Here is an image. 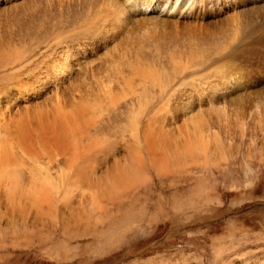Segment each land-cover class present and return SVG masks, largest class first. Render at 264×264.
Returning a JSON list of instances; mask_svg holds the SVG:
<instances>
[{
    "label": "rangeland",
    "instance_id": "1",
    "mask_svg": "<svg viewBox=\"0 0 264 264\" xmlns=\"http://www.w3.org/2000/svg\"><path fill=\"white\" fill-rule=\"evenodd\" d=\"M81 1L74 0L70 3L71 7L67 0H0V120L6 123L0 121V130L8 135L6 137L0 133V148L3 144L11 145L16 159L15 167L11 165L8 167L10 169L5 167V170H16L20 174L21 184H18L20 187L17 186V191L20 195L23 193V196L26 187H48L50 184L46 182L53 183L52 177L60 176L61 173H67L66 180L69 182L64 184L65 187L81 182L71 181L75 171L86 179V185L72 186L70 190L50 187L52 202L49 205L35 204L28 199L21 200V203L16 198L6 201L1 193L2 188L6 187H0V264L264 263V140L260 128L254 126L242 136L241 131L237 130L238 124L234 123L235 129L231 135L233 141L230 145L228 141H224L227 133L222 125L217 124L215 131L224 141L223 144H226L225 149L213 156L209 155L206 167L199 161L188 162V166L180 172H174L175 168L178 169L175 160L174 168L170 166L168 171L155 169L143 138L148 111L158 104V100L162 104L163 99H169L173 105L167 112L169 125L172 119L177 122H173L176 125L183 124L186 116L180 114L178 107L181 103L189 102L187 100L196 102L195 108H200L199 111L213 109L219 102L206 100L213 93V88L207 89L208 85H205V92H197V88H191L198 77H187L178 80L180 82L175 80V77L182 78L178 76H181L183 70L180 60L185 59L184 52L189 51L184 47L195 41L198 43V38L208 34L207 31L211 33L216 30V26L217 29L222 27L238 17L237 11L246 10L250 5L225 3L221 0L202 5L201 0H192L194 5L189 9V1L186 0L182 11L178 9L172 16L174 20L161 23L158 21L160 17H150L149 23L144 27L147 25L153 28V32L148 31L150 34H146L145 28L139 27L142 23H137L141 19L134 18L127 28H111L109 33L100 25L94 27V24H90L86 28L84 21L88 19V14L91 16L90 21L95 20L97 10L94 14L92 9V13L84 10L85 3L84 0ZM117 1L121 4L123 0ZM156 1L158 0L144 2L148 5L145 12L149 7H152V12H141L133 16H148L152 13L159 15ZM162 3L160 0L159 4ZM140 6L142 5L137 3L132 7H125L127 11L133 12ZM220 9H224V14L219 12L209 16L211 11ZM98 29L102 31L98 33ZM139 30L145 31L139 34ZM170 38H174L175 42ZM79 43L81 46L85 43L84 47L79 48ZM139 44L145 45L142 51L143 55L147 54L146 60H142L147 71L146 78L136 75L132 77L133 73L128 68L130 62L124 59L122 61L127 63L123 66L127 71L126 75H119L120 78L113 75V79L124 82L122 77H131L134 91L131 88L116 90L114 94H118L115 98L117 103L113 105L108 102L100 104V98L91 93H87V102L84 93L87 91H78L79 86L74 81V76L81 75L82 82L81 79L77 80L80 84L84 80L93 84L98 81L97 86L101 87L100 81L105 79L101 77L102 74L99 75L96 70L94 76L93 73L82 72L97 65H103L102 71L112 69L110 65H106L110 56L111 59L121 61L120 55L126 48L130 56V51ZM169 46L175 50H169ZM178 46L185 51L182 50V53ZM93 47L96 52H92ZM152 49L153 54L150 51ZM65 52L74 55L71 56L72 60L77 56L78 61L70 64V78L58 90V85L51 86L47 83L49 79L48 75L44 78L43 67L53 63L62 64ZM169 56L178 60H172ZM262 59L263 54L259 53L254 65H248L244 70L246 87H251V92L261 89L259 95L264 93V71L260 69ZM173 61L180 63L178 65ZM156 62H159L158 65ZM197 66L193 63L191 69L196 70ZM130 67L132 68V64ZM113 70L116 71L114 67ZM34 71L40 74L42 72L41 77L44 78V83L36 89L30 85V75ZM88 76L92 79H88ZM211 76L214 78L215 75L212 73ZM202 77L205 79L203 75L199 78ZM159 80H163V85ZM71 83L74 84L70 90ZM166 85L168 86L165 87ZM21 86L25 91L20 90ZM97 86L94 85L95 88ZM63 87H67V90H62ZM160 87L165 88V91ZM95 91L98 94V89ZM172 91L176 92L170 94ZM59 92L62 97L65 94V100H71V97L76 98L75 101L84 100L82 105L87 106L86 112L91 116L87 122L81 120L82 128L85 126L88 132L86 136L82 133L77 118L65 116L72 112L73 107L56 106L55 96H59ZM223 95L224 93L221 98ZM201 100L206 101L199 105ZM222 100L224 99L220 101ZM54 108L59 109L61 114L56 116L59 120L56 129L65 133L67 131L68 135L63 136L78 140L79 144L72 145L65 153L53 145H41L42 140L34 135L32 137L35 138L36 151L32 150L30 155L21 152L17 143L21 129L28 126L30 121L39 122L34 119L38 113H42L44 118L47 113L52 114ZM205 115L208 117L203 111V116L206 117ZM50 118L51 115H48V120ZM174 128L175 126H169L164 132L170 135ZM152 130L156 135V125ZM175 139L177 140L176 137ZM92 141L99 144L94 152L88 147ZM155 142L159 143L158 137ZM135 148L144 155V164L140 170L143 178L136 183L119 177L122 168H129L133 158L138 159ZM1 174L5 173L0 172V185L4 183L3 177L6 176ZM35 177H41L46 182L36 184L32 181ZM91 183L93 189L90 188ZM9 184L7 188L13 189L11 182ZM45 192L49 193L50 190L45 189ZM95 193L97 197L93 200L91 196ZM10 195L14 193L11 192ZM24 197L28 196L25 194Z\"/></svg>",
    "mask_w": 264,
    "mask_h": 264
},
{
    "label": "bare ground",
    "instance_id": "2",
    "mask_svg": "<svg viewBox=\"0 0 264 264\" xmlns=\"http://www.w3.org/2000/svg\"><path fill=\"white\" fill-rule=\"evenodd\" d=\"M67 1L70 5V3L73 2L74 0H67ZM78 1H81V0H78ZM162 1H163L162 5L159 4L160 0L156 1V3H158V5L156 6L157 7L156 10H158L157 12L159 15L152 13L148 16L143 15V16L135 17L136 15L133 16V14L145 12V8L148 7V5L145 4L144 2L152 3V2H154V0H123L121 4L117 0H84V3H85L84 4L85 7L83 8L84 10H88L90 12L92 9L93 14H94V11L97 10L95 20L90 21L89 18L91 16H90V14L87 13L88 19H86V17H85L86 20L84 22L86 23V28H89L90 24H92V25L94 24L93 25L94 27H97L100 25L104 29L106 28L105 31L107 33H109V31H111V28L112 29L121 28L119 26H123V28L124 27L127 28L129 26V24L131 23V21L133 20L132 18L137 19V20L141 19L137 23L139 25V23L141 22L142 25H140L139 27L142 29L145 28V30L147 32L146 34H148L149 33L148 31H152L153 28H151L147 25L144 27V25L149 23L150 17H160L161 19H163V20H160V18H158V21L161 23H166V20H174V17H172V16L175 15V13L178 9H181L180 10V12H181L183 6L186 3V0H184L183 2H181L180 0H162ZM188 1H189V9H190V7H193L194 4H193L192 0H188ZM212 1L213 0H210V1L209 0H201L200 4L204 5V4H206V2L212 3ZM221 1L225 2V3L230 2V3L237 4V5L240 3H244V4L250 5V6L246 10L237 11L238 13H236V15H238V17H236V15L234 16V17H236L234 19L229 17L230 19H233L230 22L228 21L229 23L227 22L224 25L221 24L222 27H219L218 29L216 26V30L212 31L211 33H209L210 31L209 32L207 31L208 34H206L205 36H202L201 38H198L199 39V40H197V41H199L198 43L195 41L194 43L192 42V44H189L190 43L189 42L188 43L189 45L184 47L186 49H189V51L184 52L185 50L182 49V50H184L183 52L186 54V56H183L185 59L180 57L181 58L180 61L182 63L181 66L183 67V70L181 71V76L179 74H178V76L182 77V78L177 79L178 77H175L176 81L181 80V79H186L187 77H191V76L194 78L198 77V79H195L196 83L192 82L193 84H192L191 88H197V92H205L207 89L213 88L212 95H210L206 100H208L209 102L218 100L219 102H217V104L215 106H213V109L210 108V109H204L201 111H199L200 108L196 110V108H197V107L195 108V104L197 105L196 102H192L191 100H187L189 102L181 103L182 105H180L178 107L179 110L181 111L180 114H183L184 117L186 116V118L183 120L182 125H179V124L176 125L177 122L174 121L173 119L171 120V123L169 125L168 118H167V116H168L167 112L170 110V108L173 107V105H172L171 101H169V99L165 101L162 98L163 97L162 96L161 98L163 99L164 103L161 104V103H159L160 101L158 100L157 101L158 104L156 103V105L152 106V108L149 107L150 109L148 111L147 120H146L147 123L143 129L144 130L143 131V138L145 140V145L147 147V150L149 151V153L151 155L152 166H154L155 169L161 168V170L163 169V171L164 170L168 171L167 169L176 163V167L178 166V169L175 168L174 172H180L181 169H184L186 166H188L187 165L188 162H195V161H199L202 166L206 167L208 164V160H209L210 156H213L214 153H219L225 149L226 144H223L224 141L225 142L228 141L229 144L232 143L231 141H233V138H231V135H232V131L235 129L234 123L238 124L237 126L239 128L237 127V130L241 131L242 136H244L246 134V132H248L254 126H258L260 128L261 135L263 136L262 139L264 140V93L259 95V93L261 92V89H259V91L251 92L250 91L251 87H248V88L246 87L247 86V82H246L247 79L244 76V70L246 69V67L248 65H249V67L254 65V62H255L257 55L259 53L263 54V59H262L263 64L260 67V69L264 71V0H221ZM164 2H166V4ZM81 3H82V1L80 2V4ZM137 3H140L142 6L136 7L133 10V12L127 11L125 6L129 5L130 7H132V5H136ZM78 5L79 4H77V6ZM237 7L239 8V6H237ZM152 10H153L152 7H149L145 13L152 12ZM219 12H223V14H224V9L223 10L220 9L216 12L211 11L209 16L211 17L214 13H219ZM91 13H92V11H91ZM201 20H203V19H201ZM100 21H102V23H100ZM167 22L169 23V21H167ZM84 25H82V27H84ZM161 25H163V24H161ZM187 29H190V28H187ZM145 30H139L140 33L139 32L138 33L141 34V31H145ZM203 30L206 32L205 29H203ZM78 31H77V33H78ZM98 31H99L98 33H100V31H102V29H100V30L98 29ZM195 31H197V30H195ZM172 32H174V31H172ZM185 32H187V31H185ZM201 32H202V30H201ZM96 33L97 32H95V34ZM143 33H145V32H142V34ZM191 33H192V31H191ZM188 34H189V32H188ZM91 36H94V34L92 35V33H91ZM86 37H87V35H86ZM195 37L196 36H194V38ZM172 39L174 40V38H172ZM172 39L170 38L171 41H172ZM195 39H197V38H195ZM177 41L179 42L180 40H177ZM141 42H143V41H141ZM174 42H175V40H174ZM148 43H149V41H148ZM185 43L186 42L184 41V44ZM80 44L81 43L78 44L79 48L84 47V45H85V43H82V46ZM174 45H176V44H174ZM52 46H53V44H52ZM144 46L145 45H143V44H139L138 46H136V48H134L133 51H130V56H129L128 48H126L122 52V54L120 55L122 57L121 61L120 60L117 61V59H111L112 56H110V59L108 58V62L106 63V65H110L112 67V69H104L102 71L101 68L103 65H97L95 67L88 68L85 71L84 70L85 68L83 67L84 69L82 68V70H84L85 72L81 71L82 73H93V76H94V73L96 70V71H98L99 75L102 74V76H101L102 78H105V79L100 81L101 87H98L97 86L99 83L98 81L94 80L95 82L93 84V82H91V81H89V83H88L84 80L85 82L83 81V84L82 83L80 84L77 81V80L81 79V75H79L80 73L78 74L79 75L78 77L75 75L77 78L74 76V78H75L74 81L79 86L78 91L79 90L81 92L87 91V92H84L86 95L85 100L87 101V99H89L87 93H91V94H93V96H97V98H100L99 99L100 104L101 103L105 104L108 102L109 104L113 105V104L117 103V100L115 98L118 96V94H114V92H116V90H119V89L125 90L127 88H131L134 91V81H133V79H131V77L130 78H128L127 76H126L127 78L122 77V80L124 82H119V81H115L113 79V75L115 78H120L119 75H126L125 72H127V71H125L126 69L124 70L123 66H124V64H127V63L122 61L125 59V60H127V62L129 60L130 64H132V68L130 67V64L128 67L130 69V71L133 73L132 77H135V75H136V76H140L139 78H142V79L146 78L147 71L143 67V62H142V60H146V57H147V54L143 55L144 52L142 50L144 49ZM152 46H154V45H152ZM181 46H182V44H181ZM211 46H213L215 48L211 49L210 48ZM179 48L181 50V47H179ZM209 48L211 50L207 52V49L209 50ZM94 49H95V47L92 48V52H96ZM153 49L150 51H153ZM169 50L173 51L175 49L173 48V50H172V48L170 47ZM182 50H181V52H182ZM68 52L64 53V59L65 60L62 61V64H55V63L47 64L45 67H43V69L45 71L41 70L44 72V75H43L44 78H46V76L48 75L49 80L47 83L50 84L51 86L58 85V90H61L62 84H64L66 82L67 78H70L69 77L70 76V74H69L70 64L73 61L74 62L78 61L77 56L72 60L71 56H74V55L72 53H68ZM75 53L78 54L79 52H75ZM153 53H154V51L152 52V54ZM159 53H161V51ZM182 53H180V54H182ZM107 54H106V56H107ZM149 54H150V52H149ZM169 57H171L172 60L177 59L175 57L172 58V56H169ZM190 59H192V60L189 61ZM198 59H200V60L198 61ZM50 61H51V59H50ZM200 61H204V63L200 64L201 63ZM148 62H150V61H148ZM184 62H186V63H184ZM78 63H77V65H78ZM158 63L159 62H156L157 65H158ZM179 63H175V64L179 65ZM193 63H194V65L195 64L198 65L196 70L191 69L192 68L191 66L193 65ZM151 65H153V64L151 63ZM38 67H40V66H38ZM113 67L116 71L113 70ZM128 68H127V70H128ZM38 72H39V70H38ZM204 72H206V73H204ZM34 73H36V72L34 71ZM34 73L33 74L30 73L31 74L30 76H32V81H30V85H31V88L33 87L36 89L37 87H39L41 84L44 83V78L41 77L42 72H41V74L40 73L34 74ZM151 73H149V74H151ZM212 73H213V75H215L214 78L211 76ZM176 74H177V72H176ZM199 74H200V76L203 75L205 79H203V77H202V79H200ZM141 75H143V76H141ZM88 77H89L88 79H90V80L92 79L90 76H88ZM88 79H86V80L88 81ZM71 80H73V79H71ZM159 81L163 85V83H164V82L162 83L163 80H159ZM260 81H262V80H260ZM81 82H82V79H81ZM178 82H180V81H178ZM120 83L122 84V86ZM73 84L71 83V86L68 85L69 88L72 87ZM176 84H178V83H176ZM94 85H95V87L97 86V88H95ZM205 85H208L207 89L205 88ZM167 86L168 85H166L165 87H167ZM181 86H183V85H181ZM181 86H179V87H181ZM66 88L63 87L62 90L65 91ZM94 88H95V90L98 89V91L100 93L98 92V94H95L97 92L94 90ZM161 89L164 90L165 88H161ZM171 89H170V91H171ZM20 90L25 91L23 86H21ZM70 90H71V88H70ZM72 90H73V88H72ZM173 92H176V91H172L170 94H172ZM162 93H163V91H162ZM223 93H224V95L221 98ZM233 93L234 94L237 93V95H232ZM159 94H160V92H159ZM64 95H63V97H65ZM93 96H92V98H93ZM63 97H62L61 93L59 94V96H55L56 106L57 107H63L64 105H69L70 107H73V109L71 108L72 112H68L65 116H69V118H73V119L77 118L76 120L81 125V131L86 136L88 134V132L86 131L85 126L83 127L84 128V130H83L82 121L87 122L88 117H89V113L87 114V112H86L87 106L84 107L82 105V101H84V100L75 101L76 98L74 99L73 97H71V100H65ZM82 98H84L83 95H82ZM155 98H157V97H155ZM170 98H172V96ZM220 98L224 99V100L220 101L221 100ZM206 100H201L199 105H202ZM71 105H73V106H71ZM53 111L54 112L52 114L47 113V117H45V115H44V118H42L43 117L42 113H38L37 118H34V119L39 120V122L34 123V122L30 121L28 126L21 129L19 137H18L19 139L17 142L18 145L20 146L21 152L27 153L28 155H30V152L32 150L36 151L35 138L32 137L34 135L38 136L37 139L42 140V141H40L41 145H43L45 147L53 145L55 147H58V149H60L62 151L64 150L65 153L67 152V150L72 145L79 144L78 140H75V139L68 137V136L67 137L63 136L65 134H67V131L65 133V132H62V131H59L58 129H56V127L59 124V120H58V118H56V116H60L61 114H60L59 109H57V108H54ZM203 111H205L208 114V117L206 115H205L206 117L203 116ZM48 115H51V118L49 120H48ZM150 118H152L153 120ZM0 121L3 122L2 120H0ZM173 122H176V123H173ZM4 124H6V123H4ZM217 124L222 125L224 132L227 133V136L225 137L224 141L222 140V138L220 139L217 136V133L215 131V126ZM155 125H156L155 131H157L156 135H154L153 130H152L153 126H155ZM169 126L170 127L175 126L174 130L171 132L170 135H168L166 132H164L167 128H169ZM149 130H151V131L149 132ZM0 133H2L3 136H6V137L8 136V135L4 134V132L2 130H0ZM69 136H71V134H69ZM157 137L159 138L158 144H156V142H155V138H157ZM175 137L177 138V140L175 139ZM37 141L38 140H36V142ZM137 141L140 142L139 140H137ZM82 144L83 143L81 141V146H82ZM90 144H88V147L90 150H92V152H94L95 149H97V147L99 146V144L97 142H94V141H92L91 146H89ZM102 145H104V144H102ZM40 147L38 149H40ZM82 148H83V146H82ZM134 150L136 153L135 156H137L138 159L136 157H135V159L133 158L132 165L129 168H122L119 177H122V178L126 179L127 181L136 183V182L141 181L143 178L140 170L142 169V165L144 164V155L138 151L139 150L138 148H135ZM85 151H86V149H85ZM88 152H89V150H88ZM137 153H138V155H137ZM15 160L16 159H15L14 152H13L11 145L9 146V145L3 144L0 148V168H1L0 172L1 173L4 172L6 176L4 174H1L5 177H3L4 183L1 184L0 187H6L4 189L2 188V191H1V193H3L4 197L6 198V201H7V199L9 200L12 198H16V199H19V203H21V202H23L21 200L28 199L30 202H33V203L35 202V204H47V205H49V203L52 202L50 200L52 198V196H51L52 192H51L50 187L57 188L58 190H63L62 188L64 187V188L70 190L72 186L76 187V185L77 186L86 185L84 183L85 182L84 180H86V179L82 178V176H79V174L76 171H75L76 174H74V179L72 177L71 181L74 182L76 180H81V182L72 183V184L66 185V187L64 186V184L66 182H69L66 180L67 173H66V175H63V173H61L60 176L52 177V180H54L53 183L46 182L45 180H42L41 177H35L32 180L34 183L38 184L40 182H46L50 185L48 187H44V188L43 187H41V188L34 187L35 190L32 188L29 189L25 185L26 192H24L25 190L24 191L21 190V192H24L28 197H24L25 194H24V196H23V193H21V195H20V193H18V191H17V188H18L17 186L20 187V185H18V184H21V181H20L21 178L19 176L20 174L18 175V173H16L17 172L16 170H15V172L11 171V170H9V171L5 170V167L8 168V167H11V165L14 166ZM174 160H175V163L173 164ZM173 168H174V166H173ZM8 169H10V168H8ZM62 172H64V171H62ZM85 176L90 177V176H88V174H86ZM105 181H103V182H105ZM9 182H11L13 189L7 188V186L10 185ZM93 183H94V181H93ZM93 183H91V185ZM14 185H16V186L14 187ZM97 185H99V184H97ZM21 187H22V185H21ZM92 187H93V185L90 188H92ZM53 188H52V190H53ZM45 189L50 190V192L46 193ZM10 190H11V192L14 193V195H10V193H11ZM64 191L67 192L66 190H64ZM72 191L73 190H71V192ZM4 197H3V199H4ZM22 197H24V198H22ZM91 197L93 200H95L97 197L96 193L93 194ZM244 264H247V263H244ZM248 264H250V263L248 262ZM262 264H264V263H262Z\"/></svg>",
    "mask_w": 264,
    "mask_h": 264
}]
</instances>
